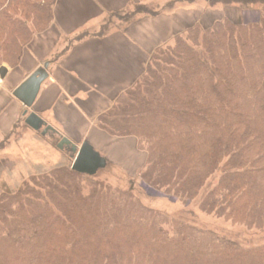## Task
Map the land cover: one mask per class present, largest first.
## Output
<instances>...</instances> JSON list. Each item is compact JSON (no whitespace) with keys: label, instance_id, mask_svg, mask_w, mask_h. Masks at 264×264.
I'll list each match as a JSON object with an SVG mask.
<instances>
[{"label":"trees","instance_id":"trees-1","mask_svg":"<svg viewBox=\"0 0 264 264\" xmlns=\"http://www.w3.org/2000/svg\"><path fill=\"white\" fill-rule=\"evenodd\" d=\"M56 1L0 0V67L20 66L35 34L50 27ZM205 1L209 10L236 5L244 19L223 14L204 25L200 16L167 39L147 35L155 46L145 70L101 112L97 126L137 139L138 177L180 200L186 216L199 209L262 233L264 0ZM133 5L109 16L156 19L172 3ZM56 57L44 61L47 70ZM71 167L51 166L14 187L0 180V264H264V242L144 204L133 177L123 187Z\"/></svg>","mask_w":264,"mask_h":264},{"label":"rangeland","instance_id":"rangeland-1","mask_svg":"<svg viewBox=\"0 0 264 264\" xmlns=\"http://www.w3.org/2000/svg\"><path fill=\"white\" fill-rule=\"evenodd\" d=\"M144 1L145 3H149L150 0ZM176 1L177 0L171 1L172 5H174L166 8L165 13L167 14H165V16L162 15L163 17L161 16L156 19L146 15L130 17L128 12L122 11L121 14L120 12H116V15L114 16L112 14L110 16L108 15L105 18L106 26H103L100 31H102L101 33H107L111 29L121 30L132 24L130 26L131 28H128V31H126L125 34L133 36L134 43L138 45L137 47L139 48L138 58L140 60L139 62H141L139 63L140 69H145L146 67L143 65V60L149 58L148 54L155 46L151 41L152 38L149 36H153L154 34L156 38H158L156 41H160L168 38H163V36H165L169 30H173L172 32L169 31V33H171L170 35L175 34L176 31L185 28L184 23L188 22L190 24L195 18H199L200 16H203L201 22L204 25H208L217 18L218 15L221 17L223 14L230 17V19H236L238 21L239 14L242 13H240V9L236 5H219L216 6V8L214 7L209 10L210 8H208L209 6L205 0H195V3L191 5L188 4L187 6H183L186 4L176 3ZM179 8L182 9L176 12ZM134 9L135 5H132L128 10L131 11ZM242 14L241 16L243 18ZM248 18L254 20L256 19V16L252 11H249ZM44 33H48L49 37L42 38L45 40H42L41 42L39 38L42 36L41 34ZM53 35L56 36L55 29H52L51 26L45 32L35 34L33 40L28 45L29 49L26 48L24 51L20 66L11 67L6 64L9 70L8 74L3 81L0 80V128L6 129V132L0 131V180H6L11 187L19 184L21 180L29 177L30 174L45 172L49 170L51 166L53 167L58 164L71 166L73 163V158L69 153L66 154L58 149L57 144L59 138L56 134L49 133L47 135H42L41 132L33 130L25 123V110H27L28 113H38L56 129L59 127L65 133L67 132L69 135L76 138H84V136L87 135V133H85L83 136L79 137V134L75 131V129H78L79 122L82 121V118H80L76 105L73 104L74 101H68L65 103L64 100L66 97H59L57 102L58 105L57 107L55 106L56 108L50 103H42L44 97L41 96L47 80H49L50 76L48 75H50L49 70L52 64L49 66L48 70L42 64L38 69L36 68L34 70L32 68L34 71L30 76H21L22 72H24V74L27 73L26 71H23L25 70L23 64L30 58V54L26 55V53H29L30 49L33 50V53L40 52L39 55L41 57L45 56L42 59L43 61L51 59V56L48 53L51 51L53 52L56 49L50 41L51 36ZM128 40L130 39L128 38ZM142 52L144 53L145 58L143 57ZM109 53L110 52L102 54L100 57H105L107 54V57H109ZM79 88H77V90ZM69 89L70 87L68 86V90ZM88 91L84 96L85 100L89 99L86 103L88 104V112L90 113L92 111L90 110L93 105L92 103H98L100 97H91V93H88ZM40 98L42 99L41 102H39ZM68 98L70 97H67V99ZM55 100H57L56 97ZM75 100L78 101L77 98H75ZM55 120L59 125L55 123ZM91 135L98 137L97 132ZM85 141H87V139H85ZM82 142L83 140H79L77 144L81 146ZM95 142L97 146L101 147L102 142L100 140ZM124 146L127 151H125V149L118 151L117 149L114 153V151L108 147L103 149L102 152L97 150L102 156L106 157L110 163L106 169L99 172L100 178H106L114 185L119 184L125 187L129 186V179L133 177L136 186L135 191L144 204L171 214L183 216L201 227L214 229L221 234L241 239L248 238L251 244L264 242V231L262 233H258L254 230L246 231L243 227H235L236 225L234 226L222 218H216L212 215L202 213L199 209H195L196 211H199L197 216L191 218L190 216H186L183 212L184 204L180 200L172 202L166 196H154L155 194L158 195V193L154 188L144 183V181L138 177V173L133 176L127 175V171H130L129 169H131L130 163H133L137 159L138 154L136 150L133 151L129 145L127 146V143H125ZM113 159L115 163L120 166H113ZM140 159H143L142 153ZM162 194L164 195L168 193L166 192ZM155 204L159 207H155ZM245 243L250 244L248 242Z\"/></svg>","mask_w":264,"mask_h":264},{"label":"crops","instance_id":"crops-1","mask_svg":"<svg viewBox=\"0 0 264 264\" xmlns=\"http://www.w3.org/2000/svg\"><path fill=\"white\" fill-rule=\"evenodd\" d=\"M171 1L173 0H150L149 3H145L144 0H57L53 8V21L50 26L52 29H55L56 36H51L50 41L56 49L53 52L50 50L51 52L48 54L51 58L55 55L57 57L51 63L52 66L49 70L50 77L47 80L41 96L44 97L42 103H50L56 108L59 97H66L64 100L65 103L74 101L73 104L76 105L80 118H82V121L79 122L78 129H75V131L79 134V137L85 133L87 135L84 138H76L67 132L65 133L59 127L57 129L61 135L68 137L75 144L79 140H83L84 142L87 139L96 150H100L101 152L107 147L113 150L114 153L117 149L118 151L124 150L125 143L133 151L136 150L138 157L133 163H130L131 169L127 171V175L130 176L137 174L142 163L140 161L142 152L137 147V139L132 136H111L97 126V117L101 112L107 110L120 93L137 80L145 69H140L139 63L141 62H139L140 60L138 58L139 48L134 43L132 35H126L120 29H111L107 33H101L102 31L100 30L104 25L105 18L110 13L119 9L130 8V2H132V5L135 3H144L150 6L152 4V6L163 7L164 5L171 4ZM176 3L181 2L176 1ZM181 9L179 8L176 12ZM165 14L167 13H163L164 16ZM85 32H87V35L81 39H74L77 35ZM41 35L39 38L41 42L45 40L42 38L49 37L48 33ZM168 35H170L169 31L163 38L168 37ZM108 52H110L109 57H107L108 54L105 57H100V55ZM39 53H33L32 49L29 50V53H26V55L30 54V58L23 64L25 70H22L27 73L24 74L21 70V76L28 77L46 61L42 60L45 56L41 57ZM142 55L145 58L143 52ZM147 61L148 58L143 60L145 67ZM68 86L70 87L69 90ZM77 88L79 89L77 90ZM87 91L91 93V97H100L98 103H92L93 105L90 109L92 111L90 113L88 112V104L86 103L89 99L85 100L84 96ZM55 97L57 100H55ZM67 97L70 98L67 99ZM41 100L40 98L39 102ZM55 123L59 125L56 120ZM0 131L6 132V129L0 128ZM96 132L98 137L91 135ZM56 136L60 140V136L57 134ZM97 140L102 142L101 147L97 146L95 142ZM107 162L108 167L110 163L108 160ZM117 165L120 166L113 159V166L117 167ZM155 207L159 206L155 204Z\"/></svg>","mask_w":264,"mask_h":264},{"label":"water","instance_id":"water-1","mask_svg":"<svg viewBox=\"0 0 264 264\" xmlns=\"http://www.w3.org/2000/svg\"><path fill=\"white\" fill-rule=\"evenodd\" d=\"M44 66L46 68L48 66V63H45ZM8 71L9 70L6 65H2L0 67V80L5 79L8 74ZM24 115L26 116L25 123L33 130L37 132H42L43 135L54 133L60 136V140L57 144V147L61 151L70 153L71 157L73 158V163L71 167L72 170L78 173L95 176L100 171L107 168V159L102 156L101 153L97 151L90 142L84 141L81 146H79L75 144L72 140H70L68 137L61 135L57 129H55L52 125L48 124L47 121H45L37 113H28V111L25 110Z\"/></svg>","mask_w":264,"mask_h":264},{"label":"built area","instance_id":"built-area-1","mask_svg":"<svg viewBox=\"0 0 264 264\" xmlns=\"http://www.w3.org/2000/svg\"><path fill=\"white\" fill-rule=\"evenodd\" d=\"M157 195V194H156ZM158 196L160 197H164V196H166L165 194L163 195L162 193H158Z\"/></svg>","mask_w":264,"mask_h":264},{"label":"flooded vegetation","instance_id":"flooded-vegetation-1","mask_svg":"<svg viewBox=\"0 0 264 264\" xmlns=\"http://www.w3.org/2000/svg\"><path fill=\"white\" fill-rule=\"evenodd\" d=\"M47 135V134H46Z\"/></svg>","mask_w":264,"mask_h":264}]
</instances>
